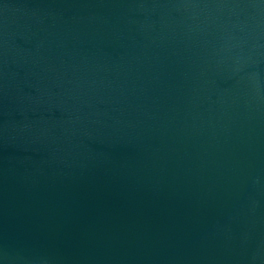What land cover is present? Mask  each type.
Wrapping results in <instances>:
<instances>
[{
	"label": "water",
	"instance_id": "water-1",
	"mask_svg": "<svg viewBox=\"0 0 264 264\" xmlns=\"http://www.w3.org/2000/svg\"><path fill=\"white\" fill-rule=\"evenodd\" d=\"M0 264H264V0H0Z\"/></svg>",
	"mask_w": 264,
	"mask_h": 264
}]
</instances>
